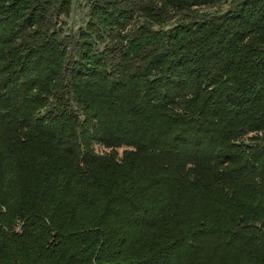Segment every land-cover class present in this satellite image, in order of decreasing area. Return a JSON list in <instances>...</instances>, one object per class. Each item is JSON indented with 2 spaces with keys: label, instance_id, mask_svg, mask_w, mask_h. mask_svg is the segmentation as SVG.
Masks as SVG:
<instances>
[{
  "label": "trees",
  "instance_id": "obj_1",
  "mask_svg": "<svg viewBox=\"0 0 264 264\" xmlns=\"http://www.w3.org/2000/svg\"><path fill=\"white\" fill-rule=\"evenodd\" d=\"M71 3L0 0V264H264V0Z\"/></svg>",
  "mask_w": 264,
  "mask_h": 264
},
{
  "label": "rangeland",
  "instance_id": "obj_2",
  "mask_svg": "<svg viewBox=\"0 0 264 264\" xmlns=\"http://www.w3.org/2000/svg\"><path fill=\"white\" fill-rule=\"evenodd\" d=\"M228 6L227 1L220 2L214 6H201L194 9V12L196 14H217L222 11H224ZM87 0H72L71 3V10L68 13L67 16H60L58 18V23L56 24V28H60L62 30V34L64 36H68L69 33H74L76 30L81 26L84 25V22L86 20V12H87ZM193 12V11H192ZM182 15H175L171 20H169L165 25L159 26L157 24H153V29H159V28H167L174 22H176L179 19H182ZM141 20V18L139 17ZM139 19H136L134 22H138ZM125 149H130L129 147L125 146H117V147H104L102 144H94L93 145V151L94 154L97 155H110L113 156L116 160H120L122 158V152Z\"/></svg>",
  "mask_w": 264,
  "mask_h": 264
}]
</instances>
